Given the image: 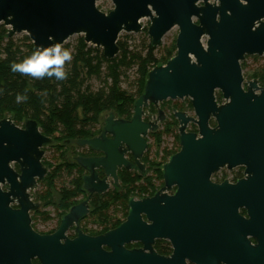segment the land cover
Here are the masks:
<instances>
[{
	"label": "water",
	"instance_id": "95a60500",
	"mask_svg": "<svg viewBox=\"0 0 264 264\" xmlns=\"http://www.w3.org/2000/svg\"><path fill=\"white\" fill-rule=\"evenodd\" d=\"M100 1L0 0V25L9 30L8 38L28 36L34 52L57 43L64 45L70 38L81 36L110 61L120 53L121 34H140L144 19L150 20L148 37L155 49L161 46L166 34L179 29L176 55L148 73L131 119L108 113L99 137L77 141V146L90 147L104 156L81 157L76 161L89 173L84 177V189L89 193L107 190L109 178L118 185V169L132 168L125 155L131 154L142 170L149 133L157 132L165 118L159 110L156 121L145 122V110L149 106L159 108L169 100L189 99L195 117L174 113L180 124V151L165 165L163 178L166 189L178 187L176 195L168 200L180 207L177 216L187 226L183 236L191 245L186 251L179 249L178 235L167 233L176 249L173 256L164 258L148 244L149 254L144 250L128 252L122 247L104 254L99 242L87 240V251L78 253L70 248L63 264H186L187 259L192 264H264V248L261 262H255L257 252L247 240V235L255 234L257 229L264 234V204L249 208L250 218L245 222V235L241 236L238 188L210 182L212 174L221 167L233 168L256 152L249 132L264 123V94L257 98L243 92L240 62L245 56L264 53V0H110L114 8L108 14L97 8ZM217 90L224 95V105L219 106L216 101ZM212 118L217 123L215 129L209 127ZM190 122L198 127L197 134L186 132ZM52 143L53 139L42 134L36 121L26 120L19 128L10 115L6 116L0 120V169H8L9 161L23 159L33 176L37 174L42 180V149ZM96 169H103L106 178L101 180ZM160 194L140 202L132 200L128 222L118 233L136 234L141 225L140 215L145 214L153 222L149 227V244L161 236ZM203 195H207L210 206L195 204L196 196L201 199ZM173 205L166 209L170 222H166L167 227L174 224ZM85 212L84 205L72 209L62 228Z\"/></svg>",
	"mask_w": 264,
	"mask_h": 264
},
{
	"label": "flooded vegetation",
	"instance_id": "af4514ba",
	"mask_svg": "<svg viewBox=\"0 0 264 264\" xmlns=\"http://www.w3.org/2000/svg\"><path fill=\"white\" fill-rule=\"evenodd\" d=\"M240 67L243 92L251 93L257 98L262 97L264 94V53L261 56H245L240 62ZM215 96L219 106L226 103L220 90L216 91ZM175 106L184 107L181 109ZM152 107L154 106H149L145 110L143 120L145 122L156 121L159 117V110H162L165 118L159 124V129L161 125L164 129L166 123H171L170 135L178 136L179 152L180 124L174 113L178 111L194 118L191 101L189 99L169 100L162 103L159 108L154 107V113ZM108 117L109 114L100 124L101 134ZM18 127L23 128V125ZM209 127L217 128L214 118L209 121ZM186 132L197 134L198 127L190 122ZM249 133L253 137L256 152L233 168H229L228 165L221 167L212 174L210 179L213 185L219 186L227 183L229 186L238 188L240 201L238 214L242 219V224L239 226L241 236L245 235V222L250 218L249 208H259L264 204V123L259 124ZM152 134L154 133H149L148 138ZM76 143L66 142V144L57 145L53 139L51 145L42 149L44 154L41 164L45 170L42 180L37 174L33 176L23 159L9 161L8 169H0V264H63L62 259L70 248L78 253L87 251V240L99 242V247L104 254H111L118 247L128 252L144 250L146 254H149L150 250L146 249V244H148L158 256L169 258L174 255L176 249L170 237L167 236V233L171 234V232L178 235V248L188 250L191 242L183 236L187 231V226H184L180 220L181 217L177 216L180 207L168 200L176 195L178 187L174 185L171 190L166 189L163 178L165 165L178 152L167 160L162 158V153L158 158H150L147 161V150L141 159L142 170L137 167L134 157L127 153L125 160L132 165V168L127 170L122 166L118 169L119 184L115 185L113 179L109 178L107 190L101 193H89L84 189V177L89 173L79 166L76 159L81 157L102 158L104 155L93 151L90 147H79ZM58 147H62L63 152L66 151L64 154L66 167L61 171L56 169L59 163L55 164L48 156L49 150L55 151ZM176 148L177 144L173 150ZM56 156L59 157V154ZM71 165L74 166L72 170L69 168ZM70 171H73L72 175ZM95 171L101 180L106 178L103 169ZM123 175L140 178L139 184L142 185H123L121 180ZM74 176L82 180V187L79 191L70 184ZM149 182H152V185H149ZM158 193H161L162 235L153 238V242L149 244V227L153 222L145 214L140 215L141 225L137 227L136 234L118 233L120 228L128 222L131 201L140 202L153 199ZM65 197L70 198L71 201L64 205L62 202ZM196 198V205L210 206L206 200L207 195H203L201 199L198 196ZM170 204H174L173 227L166 226L168 222L166 209ZM81 205L85 206V214L62 228L65 217L71 213L72 209ZM226 227L229 230V223ZM247 240L257 252L255 262L258 260L260 263V253L264 248V234L258 233L257 229L255 234L247 235ZM186 264L192 263L187 259Z\"/></svg>",
	"mask_w": 264,
	"mask_h": 264
},
{
	"label": "trees",
	"instance_id": "16d2710c",
	"mask_svg": "<svg viewBox=\"0 0 264 264\" xmlns=\"http://www.w3.org/2000/svg\"><path fill=\"white\" fill-rule=\"evenodd\" d=\"M148 37V29H144ZM8 29L0 25V120L6 115L12 116L15 125L21 126L26 120L36 121L43 135L51 137L57 145L66 142L76 143L79 140L91 139L101 134L100 117L103 114L113 113L116 118L130 119L133 116L134 103L143 94L148 73L155 67L165 65L176 55V46L164 49L162 55H156L157 49L152 47L151 40L142 41L141 49L130 44L131 37L119 38V55L114 60H107L103 52L79 38L71 48L73 60L65 65L68 78L58 81L51 79H32L11 70L13 62L19 63L34 52V47L28 36L22 38H8ZM136 70L138 78L135 81L134 91H127L122 87L128 81V73ZM97 80L100 87L95 89L91 81ZM27 90V91H26ZM17 94H26L27 100L17 103ZM176 108L183 109L184 106ZM154 113V107H152ZM171 123L164 125L162 131L150 136L155 144H161L164 135L171 134ZM177 148L164 150L163 159L178 152V136L175 135ZM62 147L55 150V164L57 170L65 165ZM146 160H150L148 152ZM71 170L73 165L69 167ZM71 175L73 171H70ZM161 177V175H160ZM123 185L135 186L140 178L121 176ZM152 182H149V185ZM71 186L77 191L82 187L80 177H73ZM139 185H142L141 183ZM64 194V193H63ZM73 196V195H71ZM65 197L63 204L69 203Z\"/></svg>",
	"mask_w": 264,
	"mask_h": 264
},
{
	"label": "rangeland",
	"instance_id": "374dc122",
	"mask_svg": "<svg viewBox=\"0 0 264 264\" xmlns=\"http://www.w3.org/2000/svg\"><path fill=\"white\" fill-rule=\"evenodd\" d=\"M97 8H99L100 10H102L103 12H105L106 14H108L109 12H111L114 8L112 2L110 0H101L100 2L97 3ZM141 24L143 26L144 29H148L150 26V20L149 19H144L141 21ZM143 29V31L138 34V35H134V34H126V33H122L120 38L125 37V36H129L131 37L130 39V44L134 46H138L139 49H141V45H142V41L146 40V42L149 41V37H146V35L144 34L145 30ZM179 33V29L178 28H174L172 31H170L168 34L165 35V37L162 40V44L159 48H157L156 51V55L158 57H160L162 55V52L164 51V49L170 48L173 44L176 43V39ZM24 36V34L21 35H17L15 36V38L20 39ZM81 38V36H74L72 38H70L64 45L63 47L65 48L67 45L71 46V48L73 46L76 45L78 39ZM203 44H206V38L203 39ZM129 75V79L128 81H124L122 84V87L124 89H126L127 91H134V83L136 81V79L138 78L137 72L136 70H132L128 73ZM91 84L93 85V88L97 89L100 87V84L97 80L91 81ZM131 84V86H130ZM9 116V115H6ZM108 116L107 114H103L100 117V121L103 122L104 119ZM10 117L12 118V116L10 115ZM162 126V125H161ZM160 126V129L158 131H162L163 127ZM148 142H149V149H148V155L149 158H158V156H161V154L163 153L164 150L168 149V150H173L176 142H175V136L174 135H164L163 138L161 139V144L157 145L155 144V141L153 140V138H148ZM147 154V153H146ZM49 158L55 163L56 161V153L55 151L49 150V154H48Z\"/></svg>",
	"mask_w": 264,
	"mask_h": 264
},
{
	"label": "clouds",
	"instance_id": "9594fccd",
	"mask_svg": "<svg viewBox=\"0 0 264 264\" xmlns=\"http://www.w3.org/2000/svg\"><path fill=\"white\" fill-rule=\"evenodd\" d=\"M72 60V50L57 43L47 48L38 49L19 63L13 62L11 70L32 79L42 80L45 77L49 79L55 77L56 80L63 81L68 78L65 65L70 64ZM16 100L17 103L26 101L27 95L17 94Z\"/></svg>",
	"mask_w": 264,
	"mask_h": 264
}]
</instances>
